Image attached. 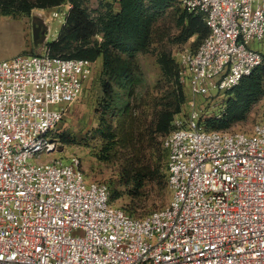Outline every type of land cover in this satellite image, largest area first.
I'll list each match as a JSON object with an SVG mask.
<instances>
[{"label": "built area", "instance_id": "built-area-1", "mask_svg": "<svg viewBox=\"0 0 264 264\" xmlns=\"http://www.w3.org/2000/svg\"><path fill=\"white\" fill-rule=\"evenodd\" d=\"M180 2L208 29L180 56L192 96L222 95L262 64L250 44L264 41V0ZM91 73L46 47L0 62V264H264V118L249 134L208 131L196 111L176 119L161 139L170 202L132 218L77 157H51Z\"/></svg>", "mask_w": 264, "mask_h": 264}, {"label": "rangeland", "instance_id": "rangeland-1", "mask_svg": "<svg viewBox=\"0 0 264 264\" xmlns=\"http://www.w3.org/2000/svg\"><path fill=\"white\" fill-rule=\"evenodd\" d=\"M83 1L92 17L97 16V10L102 9V6L112 2V0ZM67 6H71L68 0L52 9H33L29 14L0 15V62L17 55L38 53L47 43L55 41L66 16L60 15L55 18L54 13L61 8L62 14H67ZM177 10L181 12L180 5L171 8L158 19L153 28L155 32L153 43L145 52L135 55L137 72L134 75V93L130 100V108L131 113L133 112L134 116L140 119L141 133L145 132V125L150 128L154 111L172 107L181 98L184 102L181 104L180 112L174 116V121L176 119L186 121L195 111L199 118L207 120L218 119L224 113L228 95L194 97L187 85L181 86V90L178 89L175 79L165 76L161 70L158 63L161 54L166 53L178 66L180 56L187 51H193L200 43L197 36L182 42L180 29L177 27L180 16ZM36 19L42 20L46 28V34L37 46L34 45L32 30V22ZM93 40L101 39L97 35ZM250 47L264 55V41L253 42ZM102 81V62L99 59L92 63V73L84 85L81 96L65 108L63 121L57 127V133L65 135L69 143H61L58 134L55 137L58 143L57 151L51 157L63 161L77 157L86 180L105 185L114 207L126 211L134 218H142L160 210L161 208H157L156 205L163 197L166 203L162 208L170 202L169 188L162 186L168 176L167 160L161 157V153L158 156L153 155L151 150H146L147 158L153 163L160 164L161 179H158V185L148 178L142 189H135L132 179L136 167L128 166L130 156L120 143L119 112L123 100L118 102V107L112 116L103 115ZM113 87L115 95L125 99L127 93L120 88L122 86L114 83ZM262 102L264 97L252 108L245 120L236 122L223 131L249 134L253 126L264 118ZM110 124H112L110 131L118 133V137L114 140H108L105 136L108 134L106 130ZM144 135L145 139L150 136L146 132ZM157 143V149L160 151V136L157 137ZM46 157L47 155L42 156V158ZM29 163L34 164V161L30 160Z\"/></svg>", "mask_w": 264, "mask_h": 264}, {"label": "trees", "instance_id": "trees-1", "mask_svg": "<svg viewBox=\"0 0 264 264\" xmlns=\"http://www.w3.org/2000/svg\"><path fill=\"white\" fill-rule=\"evenodd\" d=\"M66 1L0 0V15L29 14L33 9H52ZM68 2L71 8L56 40L47 43L45 47L51 57L86 60L91 63L101 59L103 115L112 116L118 107V102L123 100L119 112L120 143L130 156L128 166L136 167L132 179L134 187L136 190L142 189L148 182V178L149 181H155L158 184V179H161L159 178L160 164L151 162L147 158L146 150H151L153 155L161 153V157L167 160V154L162 146L160 151L157 149V137L160 136L162 139L173 130L174 116L180 112L184 101L181 98L172 107L168 106L154 111L150 128L145 125V132L150 134L148 139H145V132L140 131V119L136 118L133 112L131 113L130 108V100L134 93V75L137 72L135 55L145 52L153 43L155 35L153 28L158 19L171 8L181 6V2L180 0H117L118 9H115L113 5L115 0H112L111 3L97 10L96 17L91 16L83 0H68ZM177 12L180 13L177 27L180 29L182 42L197 36L200 45L208 34L202 17L188 13L183 8L181 12L179 10ZM97 35L100 36V41L93 40ZM158 63L163 74L173 77L177 88L181 90L183 85L178 76L179 63L178 66L175 65L166 53L159 56ZM114 83H118L122 86L120 88L126 91L125 99H120L115 95ZM224 95H228V99L221 117L202 120V125L208 131L224 132L223 130L232 124L245 120L252 108L262 100L264 97V61L250 76L244 77L236 87L225 92ZM110 125L106 130L108 134L104 135L108 140H114L118 137V133H112L110 131L112 124ZM59 139L61 143H69L65 135L59 134ZM162 186L163 188L168 187V176ZM165 203L163 197L156 207L163 209Z\"/></svg>", "mask_w": 264, "mask_h": 264}, {"label": "water", "instance_id": "water-1", "mask_svg": "<svg viewBox=\"0 0 264 264\" xmlns=\"http://www.w3.org/2000/svg\"><path fill=\"white\" fill-rule=\"evenodd\" d=\"M32 30L34 45L37 46L39 41H41L46 34V28L43 25V21L40 19L34 20L32 22Z\"/></svg>", "mask_w": 264, "mask_h": 264}, {"label": "crops", "instance_id": "crops-1", "mask_svg": "<svg viewBox=\"0 0 264 264\" xmlns=\"http://www.w3.org/2000/svg\"><path fill=\"white\" fill-rule=\"evenodd\" d=\"M116 1H117V0H115V2H114L113 5H114V8H115V9H118V4L116 3ZM63 23H64V21H63ZM34 47H35V46H34ZM35 48H36V47H35ZM33 49H34V48H33ZM34 50H35V49H34Z\"/></svg>", "mask_w": 264, "mask_h": 264}]
</instances>
